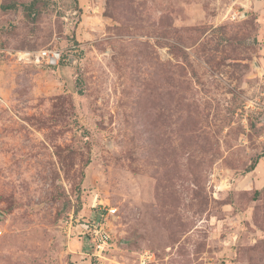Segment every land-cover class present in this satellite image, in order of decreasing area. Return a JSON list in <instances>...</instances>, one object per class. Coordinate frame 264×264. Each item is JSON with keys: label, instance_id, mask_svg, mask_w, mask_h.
Returning <instances> with one entry per match:
<instances>
[{"label": "rangeland", "instance_id": "1", "mask_svg": "<svg viewBox=\"0 0 264 264\" xmlns=\"http://www.w3.org/2000/svg\"><path fill=\"white\" fill-rule=\"evenodd\" d=\"M0 264H264V0H0Z\"/></svg>", "mask_w": 264, "mask_h": 264}, {"label": "built area", "instance_id": "2", "mask_svg": "<svg viewBox=\"0 0 264 264\" xmlns=\"http://www.w3.org/2000/svg\"><path fill=\"white\" fill-rule=\"evenodd\" d=\"M63 58V51H61L58 48L53 49H42L37 52L33 51H20L17 53V59L18 61L29 63V62H35V63H45L48 66L51 67H57L61 64ZM90 230L93 232V234H99L102 232V222L91 223Z\"/></svg>", "mask_w": 264, "mask_h": 264}, {"label": "trees", "instance_id": "3", "mask_svg": "<svg viewBox=\"0 0 264 264\" xmlns=\"http://www.w3.org/2000/svg\"><path fill=\"white\" fill-rule=\"evenodd\" d=\"M5 8L6 9L12 8V5H7V6H5ZM62 60H63V58H62ZM252 166H255V164H253Z\"/></svg>", "mask_w": 264, "mask_h": 264}]
</instances>
